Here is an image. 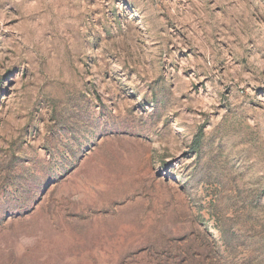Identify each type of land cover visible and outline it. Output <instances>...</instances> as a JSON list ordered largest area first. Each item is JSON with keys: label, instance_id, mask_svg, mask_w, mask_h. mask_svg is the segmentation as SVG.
<instances>
[{"label": "rangeland", "instance_id": "374dc122", "mask_svg": "<svg viewBox=\"0 0 264 264\" xmlns=\"http://www.w3.org/2000/svg\"><path fill=\"white\" fill-rule=\"evenodd\" d=\"M0 264H264V0H0Z\"/></svg>", "mask_w": 264, "mask_h": 264}]
</instances>
